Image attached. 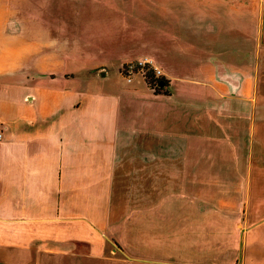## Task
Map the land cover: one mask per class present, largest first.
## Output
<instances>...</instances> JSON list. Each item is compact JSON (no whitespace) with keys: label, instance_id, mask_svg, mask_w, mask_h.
I'll list each match as a JSON object with an SVG mask.
<instances>
[{"label":"crops","instance_id":"obj_1","mask_svg":"<svg viewBox=\"0 0 264 264\" xmlns=\"http://www.w3.org/2000/svg\"><path fill=\"white\" fill-rule=\"evenodd\" d=\"M0 134V264H264V0H0Z\"/></svg>","mask_w":264,"mask_h":264},{"label":"rangeland","instance_id":"obj_2","mask_svg":"<svg viewBox=\"0 0 264 264\" xmlns=\"http://www.w3.org/2000/svg\"><path fill=\"white\" fill-rule=\"evenodd\" d=\"M83 1V0H79ZM149 71V70H148ZM148 75V73H147ZM162 75L159 76V78ZM156 77H150V79H145L148 85L155 91V92H162L165 91L166 85H157L156 84ZM263 145V144H262ZM244 167L249 168V173L244 174L248 177H251V196L253 201V206L251 210V221L252 227L251 230H264V150L255 152L252 157H248L244 159ZM217 176V175H216ZM239 180H241V175H239Z\"/></svg>","mask_w":264,"mask_h":264},{"label":"built area","instance_id":"obj_3","mask_svg":"<svg viewBox=\"0 0 264 264\" xmlns=\"http://www.w3.org/2000/svg\"><path fill=\"white\" fill-rule=\"evenodd\" d=\"M148 70H150L154 77L158 78L161 76V71L158 67L153 65L152 61L149 59H140L135 61H130L123 64L119 72L126 79L127 82H130L135 74H141L145 79L148 78ZM158 86L160 84H157ZM1 136V134H0Z\"/></svg>","mask_w":264,"mask_h":264},{"label":"trees","instance_id":"obj_4","mask_svg":"<svg viewBox=\"0 0 264 264\" xmlns=\"http://www.w3.org/2000/svg\"><path fill=\"white\" fill-rule=\"evenodd\" d=\"M150 77L152 78L153 77V74H152V72L149 70L148 71V78L150 79ZM156 84H161V85H166L167 84V80L165 79V78H162V77H158L157 79H156ZM155 91H157L156 89H155Z\"/></svg>","mask_w":264,"mask_h":264}]
</instances>
